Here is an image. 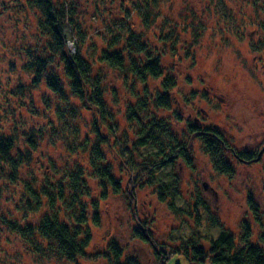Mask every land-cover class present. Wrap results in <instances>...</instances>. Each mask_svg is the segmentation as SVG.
<instances>
[{"label": "rangeland", "instance_id": "rangeland-1", "mask_svg": "<svg viewBox=\"0 0 264 264\" xmlns=\"http://www.w3.org/2000/svg\"><path fill=\"white\" fill-rule=\"evenodd\" d=\"M59 1L71 3L75 8V18L86 33L82 50L91 47L92 52L98 54L99 49L105 46V36H111V26L116 21L121 22L137 0ZM32 7L31 0H0V132L4 133L15 130L26 133L30 126L38 127L48 118H54L56 122L52 109L57 93L46 91L44 85L30 89L25 96L13 92L15 84H29L33 76L21 68L25 59L14 50V45L23 40L22 34L28 33L25 22L33 24L37 19L36 11L39 9ZM159 12L169 21L146 26L135 14L128 19L157 49L162 64L167 69L169 67L177 79V84L170 90V107L150 104L149 109L142 112L141 124L130 121L127 103L131 99V90L126 88L114 70H106L104 99L110 112L111 128L99 122L94 127L96 114L89 108H81L77 118L71 120L77 131L73 134L71 127L68 129L64 124H57V139L40 141L41 149L34 156L37 160L22 167L20 175L26 179L29 178L27 173L33 172L40 181L47 175L55 181L53 175H59L52 170L54 164L61 175L79 162L88 171L91 169L88 157L84 156L86 152L78 144L84 142L93 147L101 143L105 162L111 166L122 188L129 191L128 162L134 168L133 165L148 160H145L146 157L137 158L139 151L120 154L119 143L124 147L125 143L134 144L141 125H146L150 118L156 116L163 122L168 136L169 132L171 137L175 136L186 145L185 151L191 163L178 157L172 171L177 176V188L182 198L177 200V204L188 201L186 205L192 208L195 221L187 214H184L186 222L182 217H176V213L155 192L159 181L146 183L147 173L142 172V183L136 185L135 196L131 199L126 192H110L106 198H101L98 207L100 220L96 224L91 219L93 212L97 211L92 201L101 190L97 180L90 179L93 193L86 199L85 208L92 235L87 251L92 254L106 251L114 242L121 248V262L126 256H136L141 264H194L176 248H181L180 243L188 237L196 223V213L191 205L198 195L237 239L246 224L251 231V241L263 246L264 0H160ZM164 31L168 32L165 38L162 35ZM67 42L74 52L77 41L69 35ZM11 65L13 70L9 71ZM62 79L66 81L64 77ZM138 85L142 88L144 84ZM153 86L159 88L160 81L150 79L149 88ZM191 124L202 127L203 133L212 134L207 127L222 133L225 143L220 142V153L218 151L217 155L228 164V170L215 167L212 155L205 149V139L194 132L195 129H190ZM96 128L100 129L103 140L99 144L95 143L99 136L96 135ZM70 145H75L73 150ZM241 152L251 153V157L243 158ZM9 188L6 196L13 204L5 208L11 210L7 214L17 219L24 212L17 211L14 203L21 205L22 197L26 198L25 190L18 184L13 189L12 183H9ZM199 220V239L194 237L193 240L208 248V237H216L219 227L209 226L210 221L202 211ZM137 229L146 234V240ZM14 243L12 245L5 237L0 240V257L3 256V249H8L9 264H112L105 258L56 260L52 257H33L32 254L22 253ZM162 250L167 253L164 263L160 257L163 256ZM205 264L211 262L206 260Z\"/></svg>", "mask_w": 264, "mask_h": 264}, {"label": "trees", "instance_id": "trees-1", "mask_svg": "<svg viewBox=\"0 0 264 264\" xmlns=\"http://www.w3.org/2000/svg\"><path fill=\"white\" fill-rule=\"evenodd\" d=\"M31 1L32 8L39 9L36 11L37 19L33 23L35 29L32 27L33 24L25 22L28 33L22 34L23 40L14 45V50L25 59L21 68L33 76L29 84L22 82L15 84L13 92L25 96L30 89L44 85L46 91L57 93L53 104L55 107L52 109L56 122L54 118H48L47 122L38 127L30 126L26 133L22 131L19 133L17 130L13 133L0 132V240L5 237L12 245L14 241L17 249L24 254H32L33 257H52L56 260H76L77 257L105 258L112 264H141L136 256H126L124 262L119 261L121 248L114 242L109 244L106 251L94 253L96 257L87 251L92 232L85 207L86 199L93 193L90 179L93 181L96 179L101 190L99 196L92 201L97 211L93 212L91 219L98 224L101 198H106L110 192L115 194L126 192V196L131 199L135 196L136 185L142 183V172H145L148 178L145 180L146 183L153 184L159 181L160 184L155 186V192L159 199L166 202L168 208L176 213V217H182L183 222H186L184 214H187L193 219L192 208L186 205L188 201L183 200V203L177 204V200L182 198L177 188V176L172 171V165L178 157L188 164L191 163L185 151L186 145L175 136L171 137L169 132L168 136L166 127L158 117L153 116L146 125H141V129L136 132L134 144L125 143L124 147L119 143L120 154L139 151L137 158L146 157L145 160H148L133 165L134 168L128 162L126 168L129 171L127 179L129 191L122 188L111 166L105 162L101 143L99 144V141L103 140L98 128L95 129L96 135H99L95 143L99 145L90 147L84 142L78 144L86 152L84 156L88 157L91 166L89 172L80 162L61 175L54 164L52 170L59 175V177L53 175L55 181H51L50 175L47 174V177L40 181L33 172L27 173L29 178L25 179L21 177L20 171L25 165L37 160L34 156L35 152L38 153L41 149L40 141L57 139L59 133L56 131L57 124H64L68 129L71 127L73 134L77 131V126L71 120L77 118L81 108H89L96 114L94 127L99 122L100 125L111 128L108 119L110 112L104 99L107 91V87L103 85L106 70H114L126 88L131 90V99L127 103V117L131 119L130 121H139L141 124L142 112L149 109L150 104L156 107H170V90L177 84V79L170 68L167 69L162 64L157 49L151 46L143 33L137 30L134 22L128 19L135 14L146 26H156L159 21L168 22L169 18L159 12L160 0H137L132 10L127 11L122 17L121 22L116 21L111 26V36H105V46L95 54L91 47L82 50L86 33L80 28L75 18V8L71 3L59 0ZM167 33L161 32L163 38L168 36ZM69 35L77 41L74 52L68 46ZM59 69L61 71H58ZM11 70L13 66L9 67V71ZM150 79L160 81V87L149 88ZM139 83L144 84L142 88L139 87ZM196 126L191 124L190 129H195L194 132H198L205 139V149L212 155L215 167L223 171L228 170V164L217 155L220 153V142H224L222 133L213 127L206 128L211 130L212 134L203 133V128ZM70 147L73 150L75 145ZM130 147L133 149L130 150ZM249 155L251 153L241 152L243 158L251 157ZM9 183L13 184V189L18 184L25 190L26 198L22 197L21 205L17 206L14 201L17 211L24 212L23 215L20 214L21 219L18 217L13 219L12 214H7L9 208L5 206L13 204L6 196L10 190ZM194 202L191 206L196 213L194 216L196 223L193 222L194 227L191 228L188 237L180 243L181 248H176L188 257L190 263L205 264L206 260H209L211 264H264V245L251 241L252 235L248 225H244L243 233L237 239L210 211L205 200L198 195L195 196ZM201 211L206 213L210 221L209 226L219 227L216 237H208L207 249L196 243L201 227L199 220ZM38 214L40 215L37 218ZM35 219L37 220L32 222ZM137 230L140 235H146L142 230ZM194 237L197 240L194 241ZM143 238L146 240V236ZM3 250L0 263L6 264L8 249ZM162 252L163 256L160 257L164 263L167 253L163 250Z\"/></svg>", "mask_w": 264, "mask_h": 264}, {"label": "water", "instance_id": "water-1", "mask_svg": "<svg viewBox=\"0 0 264 264\" xmlns=\"http://www.w3.org/2000/svg\"><path fill=\"white\" fill-rule=\"evenodd\" d=\"M205 185V184H204Z\"/></svg>", "mask_w": 264, "mask_h": 264}]
</instances>
